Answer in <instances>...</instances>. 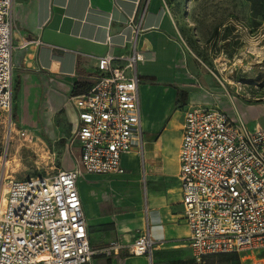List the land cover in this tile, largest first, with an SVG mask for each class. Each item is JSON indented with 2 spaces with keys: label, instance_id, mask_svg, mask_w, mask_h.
Wrapping results in <instances>:
<instances>
[{
  "label": "crops",
  "instance_id": "obj_1",
  "mask_svg": "<svg viewBox=\"0 0 264 264\" xmlns=\"http://www.w3.org/2000/svg\"><path fill=\"white\" fill-rule=\"evenodd\" d=\"M167 1L12 3L11 82L14 70L26 113L58 115L70 127L68 137L75 130L76 113L67 98L76 82L86 84L82 92L93 84L96 58L109 54L117 57L115 65L123 66L118 57L129 56L133 48L142 56L137 62L141 149L121 156V175H84L77 181L90 244L122 246L110 256H96L92 264H201L187 245L177 178L184 111L214 107L239 118L248 129L264 127V95L228 97L221 80L185 55L173 37ZM178 90L184 92L180 104ZM69 162L68 157L61 168H69ZM81 182L89 183L86 196ZM145 231L154 241L150 258L132 255L128 248Z\"/></svg>",
  "mask_w": 264,
  "mask_h": 264
},
{
  "label": "built area",
  "instance_id": "obj_2",
  "mask_svg": "<svg viewBox=\"0 0 264 264\" xmlns=\"http://www.w3.org/2000/svg\"><path fill=\"white\" fill-rule=\"evenodd\" d=\"M12 3L0 0V119L12 106ZM116 58L97 57L93 84L67 98L76 113L66 142L70 167L21 180L3 171L0 264H92L96 256L121 249L120 243L90 244L77 189L84 175H121V156L141 149L137 62L142 56L133 48L118 57L123 66L114 64ZM218 83L228 97L239 95L240 88L231 93ZM14 130L10 124L8 140ZM177 178L187 245L197 262L235 253L240 264H264V127L251 130L217 108L190 106L183 114ZM153 247L145 231L128 248L150 258Z\"/></svg>",
  "mask_w": 264,
  "mask_h": 264
},
{
  "label": "rangeland",
  "instance_id": "obj_3",
  "mask_svg": "<svg viewBox=\"0 0 264 264\" xmlns=\"http://www.w3.org/2000/svg\"><path fill=\"white\" fill-rule=\"evenodd\" d=\"M167 11L172 35L185 55L221 80L228 91L240 88L239 95L251 98L264 95V0H168ZM19 83L13 70L10 114L0 119V177L4 170L17 180L50 175L69 157L65 141L70 127L58 115L27 114ZM10 124L15 130L8 140ZM88 184L80 183L85 196ZM219 261L205 257L201 264Z\"/></svg>",
  "mask_w": 264,
  "mask_h": 264
},
{
  "label": "trees",
  "instance_id": "obj_4",
  "mask_svg": "<svg viewBox=\"0 0 264 264\" xmlns=\"http://www.w3.org/2000/svg\"><path fill=\"white\" fill-rule=\"evenodd\" d=\"M85 85L86 84L84 82H82V81L76 82L73 93H75V94L82 93L83 88L85 87ZM183 94H184L183 91H181V90L177 91V96L178 97L176 99V104L182 103L181 97H182ZM205 257L219 258L220 259L219 264H223V263L228 264L230 262H234L233 264H240L239 257L235 253H219V254L208 255V256H205ZM202 263H203V260H202Z\"/></svg>",
  "mask_w": 264,
  "mask_h": 264
},
{
  "label": "bare ground",
  "instance_id": "obj_5",
  "mask_svg": "<svg viewBox=\"0 0 264 264\" xmlns=\"http://www.w3.org/2000/svg\"><path fill=\"white\" fill-rule=\"evenodd\" d=\"M6 160V159H5ZM5 165V164H4Z\"/></svg>",
  "mask_w": 264,
  "mask_h": 264
}]
</instances>
